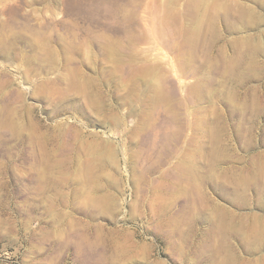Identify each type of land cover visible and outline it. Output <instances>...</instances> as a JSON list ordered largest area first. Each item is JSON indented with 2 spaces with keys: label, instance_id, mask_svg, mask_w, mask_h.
<instances>
[{
  "label": "rangeland",
  "instance_id": "rangeland-1",
  "mask_svg": "<svg viewBox=\"0 0 264 264\" xmlns=\"http://www.w3.org/2000/svg\"><path fill=\"white\" fill-rule=\"evenodd\" d=\"M256 179L264 0H0V264H264Z\"/></svg>",
  "mask_w": 264,
  "mask_h": 264
},
{
  "label": "bare ground",
  "instance_id": "bare-ground-1",
  "mask_svg": "<svg viewBox=\"0 0 264 264\" xmlns=\"http://www.w3.org/2000/svg\"><path fill=\"white\" fill-rule=\"evenodd\" d=\"M201 32V30H199ZM199 31L198 29L196 31L192 30L191 32H188L187 33V39H190L188 41V45L189 47H191V40L194 39V37L199 34ZM189 51H191V49L189 48ZM234 64H232L233 66ZM239 68V67H235V68H232L231 70H234L235 72L236 69ZM11 127V126H10ZM18 135V134H17ZM258 164H259V161H257ZM190 163L189 161H183V166L184 168L188 171L189 169L193 171V168L190 167ZM256 167V166H255ZM257 168V167H256ZM245 181H248V179H244ZM261 179H256L253 183L256 185L257 187V191H256V195L257 197L260 196L263 192H264V184L260 182ZM250 183H248L247 185H249ZM257 200V199H256ZM219 235H220V242H219V248L218 250L221 251V253L223 254V260H222V263L220 262H216V261H213V260H208L206 264H231V260L232 259H235V252L232 251L231 249V246L229 245L228 242H226V233H225V228L223 226V223H220L219 226H218V229H217ZM252 233H253V237L255 238H258L260 240H263L264 239V226L256 229V230H250ZM210 237L212 235V229L209 233Z\"/></svg>",
  "mask_w": 264,
  "mask_h": 264
}]
</instances>
